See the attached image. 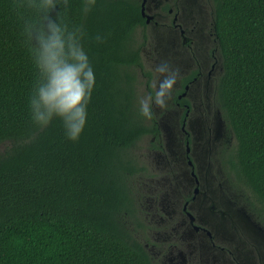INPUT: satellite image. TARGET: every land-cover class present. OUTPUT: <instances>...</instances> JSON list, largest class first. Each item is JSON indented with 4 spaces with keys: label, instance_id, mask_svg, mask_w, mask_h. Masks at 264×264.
<instances>
[{
    "label": "trees",
    "instance_id": "1",
    "mask_svg": "<svg viewBox=\"0 0 264 264\" xmlns=\"http://www.w3.org/2000/svg\"><path fill=\"white\" fill-rule=\"evenodd\" d=\"M14 2L0 0V264H153L121 222L132 214L128 182L147 172L131 150L145 136L158 148L160 137L137 100L138 72L153 93L140 2L96 0L84 15V0H69L64 16L83 25L94 73L77 142L61 120L39 130L31 119L37 70ZM213 4L216 98L235 138L230 169L264 202V0Z\"/></svg>",
    "mask_w": 264,
    "mask_h": 264
},
{
    "label": "flooded vegetation",
    "instance_id": "2",
    "mask_svg": "<svg viewBox=\"0 0 264 264\" xmlns=\"http://www.w3.org/2000/svg\"><path fill=\"white\" fill-rule=\"evenodd\" d=\"M138 1L151 17L149 23L143 17L145 25L152 23L171 33L178 53L180 78L172 102L180 109L177 129L187 167L183 179L188 189L179 204L182 225L187 235L204 248V259L213 264H264V202L240 181L233 184L245 188L248 199L233 201L225 194H214L211 181L202 173L201 159L208 169L217 163L227 177L235 178L229 162L234 147L228 145L216 151L218 128L227 127L228 123L216 98L215 81L221 65L212 13V27L208 28L209 3L213 0ZM211 98L220 112L219 125L211 123L200 108L203 101L210 102ZM155 118L160 130L159 147H152V136L150 147L163 151L161 124L156 115ZM191 121L197 123L195 131L191 130Z\"/></svg>",
    "mask_w": 264,
    "mask_h": 264
},
{
    "label": "rangeland",
    "instance_id": "3",
    "mask_svg": "<svg viewBox=\"0 0 264 264\" xmlns=\"http://www.w3.org/2000/svg\"><path fill=\"white\" fill-rule=\"evenodd\" d=\"M209 13L208 28L211 29V13L214 16L213 1L209 3ZM144 30L147 41L141 50L142 62L144 68L152 74L150 86L154 94L152 82L156 79L155 67L167 61L179 68L176 60L178 53L176 54V43L171 33L154 27L152 23L146 25ZM140 34L141 30H137L138 39L141 38ZM218 61L221 65L220 55ZM221 74L222 65L221 71L217 72L215 84L218 83ZM136 93L138 102L141 97L149 94L145 86V78L140 72L137 75ZM197 108L199 110L198 105ZM200 108L211 123L213 121L216 125L218 122L219 125L220 112L214 98L207 103L203 101ZM153 111L161 124L163 151L151 149L150 136L143 137L132 148L131 154L146 166L147 173L137 175L128 182L133 199L132 214L122 216L121 222L142 244L153 264H213L204 259V248L187 235L180 218L181 196L188 189L183 179L187 167L183 163V148L177 129L180 109L173 105L171 99L166 110L154 108ZM195 128L197 123L191 121V130L195 131ZM218 129L216 151L228 145L234 147L235 138L232 129L228 125ZM3 148L4 146H1V149ZM201 167L203 176L208 177L212 183L214 194H225L232 197L233 201L249 198V192L243 187L234 186L233 181L237 180L232 176L227 177L224 171L218 168L217 163L208 169L207 163H203L201 159Z\"/></svg>",
    "mask_w": 264,
    "mask_h": 264
},
{
    "label": "clouds",
    "instance_id": "4",
    "mask_svg": "<svg viewBox=\"0 0 264 264\" xmlns=\"http://www.w3.org/2000/svg\"><path fill=\"white\" fill-rule=\"evenodd\" d=\"M95 4L96 0H84L83 14ZM13 7L23 20V35L37 70L29 101L31 119L39 130L59 119L66 138L77 142L86 125L94 86V73L82 43L86 35L83 25H70L66 20L69 0H15ZM154 72V94L139 101L140 113L147 120L153 118L154 108L169 107L180 78L179 69L167 61L158 64Z\"/></svg>",
    "mask_w": 264,
    "mask_h": 264
},
{
    "label": "water",
    "instance_id": "5",
    "mask_svg": "<svg viewBox=\"0 0 264 264\" xmlns=\"http://www.w3.org/2000/svg\"><path fill=\"white\" fill-rule=\"evenodd\" d=\"M141 14H142V17H145L146 18V23H149L151 17L150 16H147L144 12V6L142 5L141 7Z\"/></svg>",
    "mask_w": 264,
    "mask_h": 264
}]
</instances>
